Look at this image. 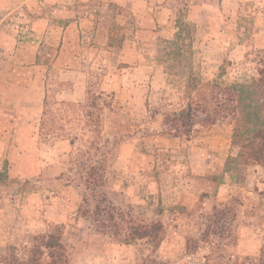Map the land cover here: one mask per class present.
Here are the masks:
<instances>
[{
    "label": "rangeland",
    "instance_id": "374dc122",
    "mask_svg": "<svg viewBox=\"0 0 264 264\" xmlns=\"http://www.w3.org/2000/svg\"><path fill=\"white\" fill-rule=\"evenodd\" d=\"M144 1L142 14L112 3L106 18L95 12L99 22L87 25L81 39L76 31L69 35L79 71L67 76L86 84L84 101H61V90L72 85L59 80L68 65L58 60L68 23L51 5L40 11L48 33L25 34L11 44L14 53H0V168L9 161V177L0 184V250L25 257L31 235L59 226L69 264H263L264 166L249 165L243 180L224 168L235 152L225 89L264 68L258 16L264 0H243L226 24L211 11L208 23L191 21L193 53L174 74L159 57V39L174 38L177 18L198 0ZM204 1L218 8V0ZM19 10L7 16L0 9V25L20 31ZM117 39H124L121 46ZM35 53L50 70L28 69ZM191 70L211 85L193 92L200 103L186 132L166 113L190 102L184 85ZM91 85L99 121L83 106ZM32 86L36 100L43 90L50 97V135L40 134L41 113L33 106L22 118ZM153 223L162 225L156 241L124 243L129 232Z\"/></svg>",
    "mask_w": 264,
    "mask_h": 264
},
{
    "label": "trees",
    "instance_id": "16d2710c",
    "mask_svg": "<svg viewBox=\"0 0 264 264\" xmlns=\"http://www.w3.org/2000/svg\"><path fill=\"white\" fill-rule=\"evenodd\" d=\"M121 8V7H120ZM176 33L174 38L159 39L158 51L162 63L167 67L170 74L177 63L188 58L193 53V43L195 38V25L187 20L183 15L178 17L175 23ZM123 38V37H122ZM113 37L111 36L112 40ZM124 39H117L116 44L121 46ZM112 42V41H111ZM115 43V42H114ZM113 43V45H114ZM51 65H49V70ZM211 85V83H202L197 75L191 70L185 81V96H189L190 102L180 110L167 111L166 115L174 121H179L186 132L191 131L187 127L193 126L192 120L194 110L200 101L196 104L192 94L200 95L201 87ZM219 86V85H218ZM87 89V99L83 104L86 108L88 118L93 120L100 118V109L96 111V96L91 89ZM226 92L230 94V100L233 103L232 112L235 120L232 134V147L235 152L230 154L226 160L224 172L230 173L236 180L245 178V169L251 164H260L264 166V68L259 70L257 77L245 83H235L226 87ZM199 97V96H198ZM89 98V99H88ZM200 100V99H199ZM50 97L47 94L44 99V108L40 123V134H51L50 126L47 122L49 115ZM94 109L96 113H94ZM54 121V120H53ZM191 122V124H190ZM54 125V123H53ZM49 127V129L47 128ZM8 159L3 161L0 168V184L4 185L9 177ZM213 177H216L214 175ZM54 230L44 233H36L30 236L26 245L25 257H20L7 250H0V264H43L49 260V264H69L68 254L62 239V232L59 226ZM162 229L159 223L151 225L143 224L138 231H131L125 238L124 243H130L132 240L147 239V242L156 241L159 237L158 231ZM263 264H264V258Z\"/></svg>",
    "mask_w": 264,
    "mask_h": 264
},
{
    "label": "crops",
    "instance_id": "0c3cea01",
    "mask_svg": "<svg viewBox=\"0 0 264 264\" xmlns=\"http://www.w3.org/2000/svg\"><path fill=\"white\" fill-rule=\"evenodd\" d=\"M242 1L243 0H218V8H213L209 1L206 2L204 0H198V3L193 6L191 12L186 18L190 22L192 21L196 23H208L210 21L208 17V11H211L212 14L215 15H218L220 13L221 15L216 17H219L226 24L227 22H232L235 14H237L239 11ZM18 2L20 3H15V1L13 0H0V9L7 10V16L11 15L16 9H22L19 10V16L15 18L19 22L23 23V26L20 30L23 34L21 36H19L20 31H17V29H15L13 25H0V53L2 55L14 53V48H10L11 44L14 43V46L16 47L19 38L24 39L26 37L25 34H29V37L41 39L44 34L48 33L49 31L45 30L47 19L46 17L42 16L40 11L42 9V5H51L54 9V14H56L55 17L68 23L67 26H64L62 28L63 33H61V35L63 34V39L58 56V60L62 59L68 64L63 66V68H66L61 70L62 72L59 79L61 80V82H70L72 84L71 86L68 85V88L61 90L60 94L61 101L68 102H79L82 100L84 101L86 92L85 83L76 81L74 80V78L67 76V74L78 73L79 71L76 70L77 67H73L72 65L76 62L75 60L77 59V57L75 55H70V52H68L70 50H73L74 48H77L76 44L69 42V35L76 31L78 33V38L81 39V34L84 33L86 29L94 27L95 24L99 22L97 20V17H95V12L99 10L101 13H103V17L101 19L106 18V7H110L112 3H115L118 6L130 8L131 10L135 11L136 14L137 12H140L142 14L145 3L144 0H18ZM214 5H216V3H214ZM205 12L207 13L204 16ZM258 16L259 20L264 21V8H262V10H259ZM89 24V28L84 29ZM262 32L263 31H259V34H262ZM77 44L80 46L81 41L79 40ZM17 54H19L18 51ZM64 55H66L67 57L64 58ZM31 63L32 66L28 68L29 70L32 69L34 71H40L43 67L46 68L44 70H47V68L49 69V65L45 64L41 58L39 60L37 59L36 53L34 55V61H31ZM15 67L17 69H12L10 67V69H12V73L20 69L18 66ZM29 83H31V81H29ZM35 88L36 86H32L28 91L29 97H27L26 99V104L28 105L27 108L30 107V111L22 118H29L28 115H30V113L33 111V106L34 110L37 109V111H40L41 113L38 117V128L40 129V123L44 108V99L47 93L44 94L45 92L43 90V97H41V99L38 101L36 100L34 94V92L36 91ZM66 146L67 140L62 141L61 147L65 149Z\"/></svg>",
    "mask_w": 264,
    "mask_h": 264
}]
</instances>
